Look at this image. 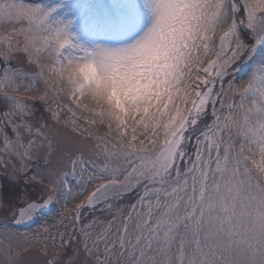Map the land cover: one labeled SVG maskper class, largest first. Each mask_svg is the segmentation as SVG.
Instances as JSON below:
<instances>
[{
  "label": "snow or ice",
  "instance_id": "1",
  "mask_svg": "<svg viewBox=\"0 0 264 264\" xmlns=\"http://www.w3.org/2000/svg\"><path fill=\"white\" fill-rule=\"evenodd\" d=\"M0 264H264V0H0Z\"/></svg>",
  "mask_w": 264,
  "mask_h": 264
},
{
  "label": "rangeland",
  "instance_id": "2",
  "mask_svg": "<svg viewBox=\"0 0 264 264\" xmlns=\"http://www.w3.org/2000/svg\"><path fill=\"white\" fill-rule=\"evenodd\" d=\"M104 2L107 3L108 0H104ZM37 227H39V225L38 224H35L32 228H37ZM25 230H30V229H25Z\"/></svg>",
  "mask_w": 264,
  "mask_h": 264
},
{
  "label": "water",
  "instance_id": "3",
  "mask_svg": "<svg viewBox=\"0 0 264 264\" xmlns=\"http://www.w3.org/2000/svg\"><path fill=\"white\" fill-rule=\"evenodd\" d=\"M32 227H33V225H32Z\"/></svg>",
  "mask_w": 264,
  "mask_h": 264
}]
</instances>
